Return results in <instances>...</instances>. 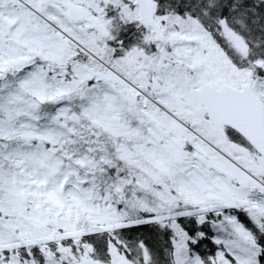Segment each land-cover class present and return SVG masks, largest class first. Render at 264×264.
I'll list each match as a JSON object with an SVG mask.
<instances>
[{"label": "snow or ice", "instance_id": "obj_1", "mask_svg": "<svg viewBox=\"0 0 264 264\" xmlns=\"http://www.w3.org/2000/svg\"><path fill=\"white\" fill-rule=\"evenodd\" d=\"M0 264H264V0H0Z\"/></svg>", "mask_w": 264, "mask_h": 264}]
</instances>
